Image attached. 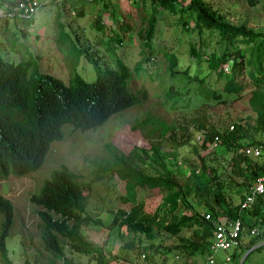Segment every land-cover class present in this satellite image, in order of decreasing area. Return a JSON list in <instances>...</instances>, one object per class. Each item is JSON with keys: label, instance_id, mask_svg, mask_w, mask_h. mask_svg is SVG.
<instances>
[{"label": "rangeland", "instance_id": "1", "mask_svg": "<svg viewBox=\"0 0 264 264\" xmlns=\"http://www.w3.org/2000/svg\"><path fill=\"white\" fill-rule=\"evenodd\" d=\"M14 1L16 0H0L2 57L18 61L28 56V53L25 54L27 50L35 57L39 71L51 73L67 82L71 59L72 65H75L74 69L84 79L91 80L94 78V69L85 53L95 57L98 64L102 65H113V60L119 56L132 70L138 62L139 73L143 74L130 78L129 87L133 90L144 87L147 90V97L137 105L112 114L95 129L81 131L64 125L63 137L50 143L44 161L37 170L24 175L0 174V193L11 200L14 208L13 222L5 239L10 264H46L48 252L42 248L38 237L37 217L28 195L36 189L50 169L61 162L79 172L83 182H89L85 212L91 219L97 221L82 230L84 237L92 241L95 252L86 254L64 246V255L73 263L157 264L161 255L170 257L174 252H178L181 264H199L204 251L189 254L187 250L170 249L178 242L175 234L166 235L162 229H153V236H147L144 232H133L123 223L117 225L119 216L116 218L117 222L113 224L111 219L114 213H118L119 210L130 212L132 208L135 215L145 211L155 212L159 219L165 218L167 205L157 188L127 183L115 173L95 177L92 172V160L108 151L107 143L123 152H127L134 145L148 148L152 137H146L141 129L133 128V123L145 116L152 119L168 118L189 127L190 138L187 142L176 144L167 137L161 143V154L166 160L167 167L176 170L180 182H188L195 174L200 175L199 182L202 187L200 194L194 195L193 192H189L186 195L193 209L199 212L214 204L209 189L203 184L206 178L202 177V172L204 176L211 173L219 174L225 201L237 203L239 196L244 192L246 181L232 173L230 152L221 146L213 150L209 142L205 143V147L201 146L205 127L196 129L197 127L193 125L194 119V122L201 121L204 126L213 125L221 131L225 127L230 128L234 122L242 123L246 119L252 123L254 119L255 113L247 101L249 88L245 87L244 71L236 76L239 83H244V90L240 94H226L222 89L223 77L208 67L209 52L220 54L225 41L215 30L202 29L198 32L193 27L192 18H188V26H181V23L175 22L174 13H168L160 6L153 5L150 0H107L113 7V15L107 11V6H103L104 0H38L37 12L30 21L5 15L6 7ZM175 1L179 5L189 0ZM203 2L214 9L218 17L227 19L230 23L243 22L255 31L264 30V10L261 7L264 0L252 5L246 0ZM77 8L83 9L82 15L78 16L72 12ZM144 13L147 16L151 13L157 15L148 40L149 48L142 44L144 39L140 35L146 24ZM114 17L118 20L122 17L114 29L123 33V39L122 43L109 47L115 43V39H108L113 30L107 24H110ZM98 22L102 27H98ZM60 27L74 44L65 38L62 41L64 43L61 44L60 41L57 44ZM20 42L27 47H22ZM171 50L176 57V67L185 69L196 78H201V83L197 79H188L185 74L167 80L170 73L166 68L165 53ZM141 51L144 52L143 58ZM146 52H150L151 59L146 60L144 56ZM223 69L224 72L229 70L225 64ZM168 84H173L172 91L174 88L177 89V99H174V95L173 98L164 95ZM211 90L219 95L210 96ZM150 126L148 123L147 128ZM254 137L264 140V131L258 135L255 133ZM198 155L203 156L205 169H202ZM262 155L264 156V152ZM255 158L260 160L263 157ZM176 211L180 214L189 210L182 205L178 206ZM259 222L261 221L256 224L258 233L252 236L247 234L243 238L241 250L243 247L245 249L248 243L253 245L264 240V222ZM194 227L195 224H187L181 228L179 234L191 238ZM127 243H132V246H126ZM142 251H146L144 257L140 255ZM244 251L236 259L237 264ZM98 252L103 255L100 262L96 258ZM225 252L227 251L217 250L214 255L219 259ZM248 252L243 264H264V246L250 249Z\"/></svg>", "mask_w": 264, "mask_h": 264}, {"label": "trees", "instance_id": "2", "mask_svg": "<svg viewBox=\"0 0 264 264\" xmlns=\"http://www.w3.org/2000/svg\"><path fill=\"white\" fill-rule=\"evenodd\" d=\"M150 1L168 13H174L175 22L181 23V26H188L187 20L192 18L193 27L198 32L202 29L215 30L225 41L220 54L209 52L208 67L218 76L223 77L222 89L226 94H240L244 90V83H239L236 79V76L244 71L245 87L249 88L247 101L255 113L252 123L245 119L242 123L234 122L230 128L225 127L221 131L213 125L204 126L201 121L194 122V119L193 125L197 127L196 129L205 127L201 142L203 147L205 143L212 141L214 136L218 137L217 145L211 148L214 150L221 146L229 151L232 173L242 177L247 183L257 174L264 172V159L257 160L239 150L241 146L262 141L255 139L254 134L258 135L264 131V30L255 31L243 22L230 23L227 19L218 17L215 10L203 0H189L179 5L175 0ZM246 1L250 5L259 2V0ZM102 2L104 7H108L107 11L109 10L113 15V7L107 3L108 1ZM261 7L264 10V2ZM73 13L82 15L83 9H73ZM155 15L151 13L147 16L144 13L146 24L140 35L144 39L142 44L147 47L153 32L154 20L157 16ZM30 18L26 20L30 21ZM121 20L122 17L119 20L114 17L111 23L107 24L113 30L108 39H115V43L109 47L122 43L123 33L114 29L115 24H119ZM97 25L102 27L100 22ZM63 38L74 44L60 27L57 44L60 41L61 44L64 43ZM20 44L22 47H27L22 42ZM27 53V57L18 61H11L0 55V174L2 176L23 175L37 170L44 161L50 143L63 137L64 125H70L72 129L81 131L95 129L112 114L137 105L147 97V90L144 87L136 90L129 87L130 78L143 74L139 73L138 62L132 70L121 57L116 56L113 65H102L98 64L95 57L85 53L86 58L92 62L94 78L84 79L74 69L75 65H72L71 59L69 76L67 82H64L51 73L39 71L35 57L26 50L25 54ZM149 53L146 52L144 55L146 60L152 58ZM143 54L144 52L141 51V58ZM165 57L166 68L170 73L167 80L185 74L188 79H197L201 83V78H196L195 75L188 74L185 69L176 67L173 50L165 53ZM224 64L229 68L227 72L223 71ZM171 85L173 84L166 86L164 95L171 96L170 98L174 95V99H177L178 91L175 88L172 91ZM218 95L217 92L210 91V96ZM169 120L159 117L152 119L148 116L135 120L132 127L141 129L146 137H152L148 148L134 145L127 152H123L107 143L108 151L92 160V172L95 177H105L106 174L115 173L127 183L157 188L167 205L165 218L159 219L155 212L141 211L140 214L135 215L132 208L130 212L119 210L118 213H114L111 221L115 224L119 216L117 225L123 223L133 232H144L147 236H153V229H162L166 235L175 234L178 242L170 249L187 250L191 254L205 250L207 237L213 226L211 219H204L186 199L189 192H193L194 195L200 194L202 189L199 182L200 175L195 174L188 182H180L176 170L167 167L166 160L161 154V143L167 137L176 144L187 142L190 138L187 124ZM148 123L151 125L150 128H147ZM198 156L202 169H205L203 156ZM202 173V177L206 178L203 184L209 189L214 203L202 211H209L213 218L224 216L232 219L239 216L247 226L256 221L245 220L243 208L237 203L231 204L225 201L221 192L219 174L211 173L204 176V172ZM88 188L89 182H83L79 172L61 162L51 168L36 189L29 193L28 200L34 206L37 217L38 237L42 248L48 252L46 264H75L64 255V246L86 254L95 252L92 241L86 239L82 233L83 228L90 223H97L85 212ZM261 202L262 198H259L246 214L258 215ZM182 205L189 211L179 214L176 209ZM13 217L14 208L11 200L0 193V264H10L5 239L9 235ZM260 221L259 223L264 222V217ZM190 223L195 224L192 237L186 238L180 235L181 228ZM249 245L251 243H248L246 248ZM126 246L130 247L132 243H127ZM259 246H264V243ZM245 249L243 247L242 250L240 248V251L230 254L231 264H237L236 259ZM248 254L249 252L245 258ZM96 258L100 262L103 255L98 252Z\"/></svg>", "mask_w": 264, "mask_h": 264}, {"label": "built area", "instance_id": "3", "mask_svg": "<svg viewBox=\"0 0 264 264\" xmlns=\"http://www.w3.org/2000/svg\"><path fill=\"white\" fill-rule=\"evenodd\" d=\"M38 0H16L10 7L9 14H16L22 17H28L32 15L37 6ZM231 127V126H230ZM197 136V135H196ZM218 143V137L214 136L212 141L209 142L210 147H215ZM239 150L243 153L251 155V157H263L264 152V140L259 143L247 144L241 146ZM242 197L237 201L239 207L243 208L245 211L246 219H255L256 221L250 226H245V223L239 216L232 219L226 217L213 218L209 211H199V214L204 217V219H211V233L207 237V243L205 244V252L203 258L199 264H231L232 252L240 251L243 238L248 234L250 236L258 233L257 225L264 217V172L257 174L253 179L247 181L244 187V192L241 193ZM259 198H262V202L259 205L260 212L258 215H253L251 213L246 214L251 210L253 203L257 202ZM253 245H250L251 247ZM217 250H224V256L221 258H216L214 253ZM145 252H141V257L145 256ZM180 254L174 252L170 257L165 255L160 256V260L157 264H181Z\"/></svg>", "mask_w": 264, "mask_h": 264}, {"label": "clouds", "instance_id": "4", "mask_svg": "<svg viewBox=\"0 0 264 264\" xmlns=\"http://www.w3.org/2000/svg\"><path fill=\"white\" fill-rule=\"evenodd\" d=\"M14 2H15V1H14ZM14 2H13V3H14ZM13 3H12V4H13ZM39 3H40V2H39ZM12 4H11V5H12ZM11 5H10L9 7H8V6L6 7V9H5V12H6L5 15H7V16H17V17H20V18H23V19H29V18L31 17L30 19L33 20V17H32V16L37 12L38 2H37V6H36V10H35V12H34L32 15L28 16V17H22V16H18V15H16V14H9ZM72 12H73V10H72ZM3 16H4V13H3ZM261 159H262V158H261ZM25 174H26V173H25ZM23 175H24V174H23ZM2 195H3V194H2ZM5 197H6V196H5ZM261 241H263V242H261ZM261 241H259V242H261L260 244H258L259 242H258L257 244H253V245H255V246H254L253 248H251V249H254L256 246H259V245H261L262 243H264V240H261ZM246 250H247V249H246ZM246 250H245V251H246ZM245 251H244V252H245ZM142 252H144V251H142ZM244 252H243V254H244ZM140 254H141V253H140ZM243 254H242V255H243ZM246 254H247V253H246ZM244 258H245V256L243 257L241 264H243ZM239 261H240V259H239Z\"/></svg>", "mask_w": 264, "mask_h": 264}, {"label": "water", "instance_id": "5", "mask_svg": "<svg viewBox=\"0 0 264 264\" xmlns=\"http://www.w3.org/2000/svg\"><path fill=\"white\" fill-rule=\"evenodd\" d=\"M261 242H263V241H261ZM261 242H259L258 244H260ZM254 246H255V245L249 247V248L244 252V254L242 255V257H241V259H240V261H239V264H241L242 259H243V257L246 255V253L248 252V250H250V249L253 248Z\"/></svg>", "mask_w": 264, "mask_h": 264}]
</instances>
